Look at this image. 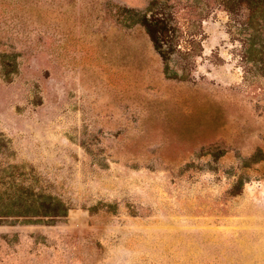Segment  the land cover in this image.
Listing matches in <instances>:
<instances>
[{
	"label": "rangeland",
	"instance_id": "1",
	"mask_svg": "<svg viewBox=\"0 0 264 264\" xmlns=\"http://www.w3.org/2000/svg\"><path fill=\"white\" fill-rule=\"evenodd\" d=\"M152 1L0 0V264H264V0Z\"/></svg>",
	"mask_w": 264,
	"mask_h": 264
},
{
	"label": "trees",
	"instance_id": "2",
	"mask_svg": "<svg viewBox=\"0 0 264 264\" xmlns=\"http://www.w3.org/2000/svg\"><path fill=\"white\" fill-rule=\"evenodd\" d=\"M157 2L158 0H153L148 10L144 13L140 14V12L135 11L134 14L138 15V17L134 19L145 27L156 50L160 53L163 60L168 63L174 48L179 42L177 38L178 27L171 25L168 17L155 9Z\"/></svg>",
	"mask_w": 264,
	"mask_h": 264
}]
</instances>
